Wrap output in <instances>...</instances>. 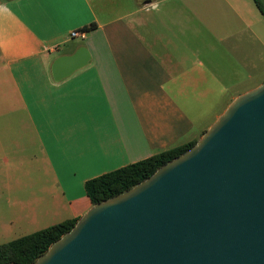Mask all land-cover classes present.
Segmentation results:
<instances>
[{"label":"crops","instance_id":"crops-1","mask_svg":"<svg viewBox=\"0 0 264 264\" xmlns=\"http://www.w3.org/2000/svg\"><path fill=\"white\" fill-rule=\"evenodd\" d=\"M263 21L242 0H0V222L78 220L86 181L197 141L264 82Z\"/></svg>","mask_w":264,"mask_h":264},{"label":"water","instance_id":"water-1","mask_svg":"<svg viewBox=\"0 0 264 264\" xmlns=\"http://www.w3.org/2000/svg\"><path fill=\"white\" fill-rule=\"evenodd\" d=\"M88 59L83 47L55 59L53 79ZM32 264H264V82L187 151L92 205Z\"/></svg>","mask_w":264,"mask_h":264},{"label":"trees","instance_id":"trees-1","mask_svg":"<svg viewBox=\"0 0 264 264\" xmlns=\"http://www.w3.org/2000/svg\"><path fill=\"white\" fill-rule=\"evenodd\" d=\"M264 16L259 0H253ZM91 28V27H90ZM191 141L158 152L149 158L90 179L84 183V191L91 205L119 195L152 175L156 169L191 148ZM76 219L65 220L31 234L0 245V264H32L48 248L75 225Z\"/></svg>","mask_w":264,"mask_h":264},{"label":"rangeland","instance_id":"rangeland-1","mask_svg":"<svg viewBox=\"0 0 264 264\" xmlns=\"http://www.w3.org/2000/svg\"><path fill=\"white\" fill-rule=\"evenodd\" d=\"M233 1L240 2L241 0H233ZM259 2L261 4L262 8L264 9V0H259ZM242 3L247 4V5H251V7L255 10L256 14H258V15L261 14L258 11V9L256 8L255 4L253 3V0H242ZM263 25H264V21H263ZM256 48H257L258 51L263 52V55H262L263 62L261 64H259L260 65V67H259L260 69L256 72V73H259V74H256V79L259 80L264 75V50L262 49V47L260 45L256 46ZM8 220L0 222V245L4 244L6 242L12 241L14 239L20 238L22 236L31 234V233L34 232V230H36V229H34V228H36V226L35 227H27V226H24V225L18 226L16 224H13L11 226V225H9ZM4 229L6 230V232H2ZM3 233H5V234H3Z\"/></svg>","mask_w":264,"mask_h":264},{"label":"built area","instance_id":"built-area-1","mask_svg":"<svg viewBox=\"0 0 264 264\" xmlns=\"http://www.w3.org/2000/svg\"><path fill=\"white\" fill-rule=\"evenodd\" d=\"M149 8L152 7L153 5L148 3ZM69 37L71 39H75V38H80V39H84L85 37V31L84 30H72L69 32Z\"/></svg>","mask_w":264,"mask_h":264}]
</instances>
